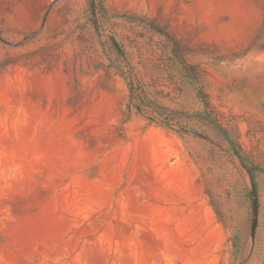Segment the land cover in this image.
<instances>
[{"label": "rangeland", "instance_id": "obj_1", "mask_svg": "<svg viewBox=\"0 0 264 264\" xmlns=\"http://www.w3.org/2000/svg\"><path fill=\"white\" fill-rule=\"evenodd\" d=\"M0 264H264V0H0Z\"/></svg>", "mask_w": 264, "mask_h": 264}, {"label": "trees", "instance_id": "obj_2", "mask_svg": "<svg viewBox=\"0 0 264 264\" xmlns=\"http://www.w3.org/2000/svg\"><path fill=\"white\" fill-rule=\"evenodd\" d=\"M212 123L214 124V125H216V127H217V129L224 135V137H225V139H226V141L228 142V144L234 149V150H236V153H237V155H238V157L241 159V161H242V163L243 164H246L247 162H246V160H245V158L242 156V154H241V152H240V149L236 146V144L228 137V135L226 134V132H225V130L221 127V126H219L218 124H217V122H214V121H212Z\"/></svg>", "mask_w": 264, "mask_h": 264}]
</instances>
